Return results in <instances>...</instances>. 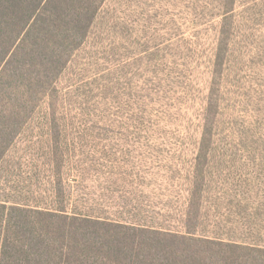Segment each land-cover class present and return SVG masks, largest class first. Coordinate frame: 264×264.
Instances as JSON below:
<instances>
[{"label":"rangeland","instance_id":"rangeland-1","mask_svg":"<svg viewBox=\"0 0 264 264\" xmlns=\"http://www.w3.org/2000/svg\"><path fill=\"white\" fill-rule=\"evenodd\" d=\"M238 6L214 80V0H106L63 77L64 116L26 126L6 189H59L72 206L134 207L171 228L200 193L202 222L251 227L264 244V0ZM51 157L63 161L43 166Z\"/></svg>","mask_w":264,"mask_h":264},{"label":"trees","instance_id":"trees-1","mask_svg":"<svg viewBox=\"0 0 264 264\" xmlns=\"http://www.w3.org/2000/svg\"><path fill=\"white\" fill-rule=\"evenodd\" d=\"M105 2L0 0V264H264L261 233L217 217L202 222L200 193L179 227L171 228L146 221L134 207L95 214L89 207L72 206L59 189L42 198L34 185L21 191L15 183L6 189L4 174L20 167L7 164L9 154L26 126L42 120L39 124L55 127L64 116L63 77ZM214 4V16L221 18L215 80L226 70L239 0ZM217 106L215 100L214 114ZM45 161L43 166L63 160ZM241 195L249 199L248 193ZM228 196L220 194L217 208Z\"/></svg>","mask_w":264,"mask_h":264}]
</instances>
